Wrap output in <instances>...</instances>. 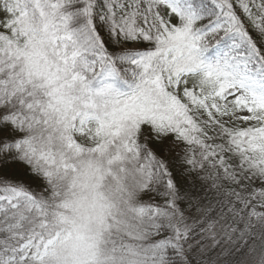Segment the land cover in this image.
Returning a JSON list of instances; mask_svg holds the SVG:
<instances>
[{
	"label": "snow or ice",
	"instance_id": "1",
	"mask_svg": "<svg viewBox=\"0 0 264 264\" xmlns=\"http://www.w3.org/2000/svg\"><path fill=\"white\" fill-rule=\"evenodd\" d=\"M0 264H264V0H0Z\"/></svg>",
	"mask_w": 264,
	"mask_h": 264
}]
</instances>
